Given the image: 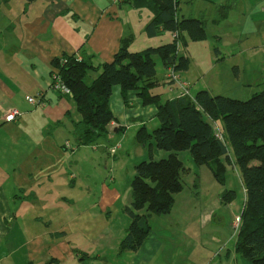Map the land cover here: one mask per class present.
Listing matches in <instances>:
<instances>
[{
	"label": "crops",
	"instance_id": "crops-1",
	"mask_svg": "<svg viewBox=\"0 0 264 264\" xmlns=\"http://www.w3.org/2000/svg\"><path fill=\"white\" fill-rule=\"evenodd\" d=\"M228 1L210 0V91L205 89L211 94L225 95L264 56V0H239L237 19L231 12L215 23L216 5ZM153 6L151 0H0V264H176L163 257L168 251L151 226L137 250L121 248L130 222L123 207L131 200L134 158L145 150L135 136L142 126L149 132L158 125L156 105L144 104L136 90L112 86L108 107L115 120L108 124L105 142L97 144L112 160L108 169L100 168V156L84 152L87 146L97 151L94 143L75 147V139L67 138L73 135L72 120L80 118L72 94L52 88L56 57L89 55L94 68L84 81L90 84L99 66L120 49L141 51L170 42L171 31L145 32L156 14ZM183 37L178 54L189 63L177 74L189 87L193 61L186 55L189 37L185 32ZM154 60L152 94L161 101L180 96L179 83L167 79L168 66L158 56ZM195 93L190 91L192 98ZM38 95L40 103L27 99ZM11 109L21 113L4 120ZM209 121L223 133L219 120ZM118 151L124 154L115 161ZM189 258L177 264H195Z\"/></svg>",
	"mask_w": 264,
	"mask_h": 264
},
{
	"label": "trees",
	"instance_id": "trees-1",
	"mask_svg": "<svg viewBox=\"0 0 264 264\" xmlns=\"http://www.w3.org/2000/svg\"><path fill=\"white\" fill-rule=\"evenodd\" d=\"M151 1L156 14L145 26L148 36L162 30L177 31L183 44L186 43L183 32L193 41L206 38L203 18L178 17V0ZM230 7V3L216 5L213 21L224 19ZM213 50L218 52L216 47ZM155 56L164 66H172L176 71L188 67L187 56L176 53L174 39L141 51L120 49L112 61L99 66L100 72L90 84L84 81L87 71L94 68L89 55L83 53L78 59L74 54H65L52 60L80 114L77 121L72 120L75 147L107 139L108 124L115 120L108 107L113 85H120L123 92L136 90L144 104L153 103L157 107L158 125L149 132L142 126L135 136L136 142L148 150L149 159L134 165L131 200L123 207L130 222L121 248L137 250L150 232L149 217L170 211L174 194L182 190L187 172L177 151L188 150L194 163L207 165L222 179L226 165L231 163L229 144L245 189L235 250L249 264H264V88L247 99L200 89L193 98L180 95L161 101L159 94L150 90L156 75ZM209 120L221 122L225 140L215 135ZM158 150L169 153L155 159Z\"/></svg>",
	"mask_w": 264,
	"mask_h": 264
},
{
	"label": "rangeland",
	"instance_id": "rangeland-1",
	"mask_svg": "<svg viewBox=\"0 0 264 264\" xmlns=\"http://www.w3.org/2000/svg\"><path fill=\"white\" fill-rule=\"evenodd\" d=\"M226 3L231 4L228 14L233 12L231 13L232 18L237 19L239 17L237 13L239 0H229ZM177 14L178 17H201L205 20L206 38L200 41L187 39V51L190 55L185 52L194 62L188 71L189 90L191 93L205 88L210 91V0H179ZM231 20L230 18V22H232ZM261 60V64L255 63L252 65V70L246 71L248 74L244 75L245 78L240 83L229 86L225 95L237 99H247L252 93L262 90L264 88V56L261 57ZM156 62L159 71L161 67L159 61L156 60ZM223 74L226 78L223 83L228 84L227 74ZM232 75L237 76L238 73L232 71ZM195 78L199 79V84H192ZM85 80L88 78L86 77ZM67 138L71 143L74 142L73 135L67 136ZM102 141L103 139L100 138L94 142V145H91L96 146L97 151L91 150L90 146H87L84 152L100 156L101 165H97L102 168L105 164L108 169L112 159L97 145ZM122 142L123 147L128 146L127 140ZM104 146L109 145L104 143ZM228 148L232 153L229 144ZM168 153L165 150H158L155 152L154 158L166 157ZM177 153L184 166L190 168L189 172L183 176V188L176 195V201L168 214L149 217L152 231L160 236L165 250L168 251L167 255H165V251L163 252V257L169 256L170 260L176 264L177 261L179 263L185 261L187 255L195 264H203L208 259H210V264H249L235 250L236 229L234 222L236 216L240 214L245 200V189L239 169L234 168L230 163L229 166L226 165L222 179H219L207 165L194 163L188 150L177 151ZM123 154L122 151H118L115 161ZM145 159H149L146 148L142 156L135 154L134 163ZM193 182H196L197 185H193ZM191 235H193V239H189ZM196 242H198L197 248L195 247ZM190 243L194 246L192 251H190Z\"/></svg>",
	"mask_w": 264,
	"mask_h": 264
},
{
	"label": "built area",
	"instance_id": "built-area-1",
	"mask_svg": "<svg viewBox=\"0 0 264 264\" xmlns=\"http://www.w3.org/2000/svg\"><path fill=\"white\" fill-rule=\"evenodd\" d=\"M115 3L122 2L123 0H112ZM172 39L175 40V46H176V53L182 48V41L179 38V34L177 31L172 32ZM80 57L78 56V59ZM167 79L168 81H175L179 83V86L181 88L180 95H187L189 97H192L190 94L189 87L187 84L183 81L179 80L177 71L172 68V66H168V73H167ZM52 88L56 90L59 93H70L68 87L62 82L59 73L54 70L52 73ZM41 95H38V99H35L34 97H28V101L32 103H40ZM21 112L17 109H11L4 115V120L10 121L13 120L16 116H18ZM215 135L221 139L225 140L223 133L220 131L218 127H214ZM66 145L68 143L66 142ZM114 148L111 149L113 151ZM240 224V215H237L234 222V228L237 230Z\"/></svg>",
	"mask_w": 264,
	"mask_h": 264
}]
</instances>
